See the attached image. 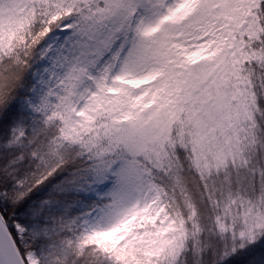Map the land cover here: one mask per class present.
Here are the masks:
<instances>
[{"label":"snow or ice","instance_id":"obj_1","mask_svg":"<svg viewBox=\"0 0 264 264\" xmlns=\"http://www.w3.org/2000/svg\"><path fill=\"white\" fill-rule=\"evenodd\" d=\"M0 264H264V0H0Z\"/></svg>","mask_w":264,"mask_h":264}]
</instances>
